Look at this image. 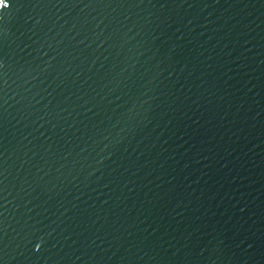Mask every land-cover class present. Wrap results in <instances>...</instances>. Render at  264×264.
<instances>
[{
    "label": "water",
    "instance_id": "obj_1",
    "mask_svg": "<svg viewBox=\"0 0 264 264\" xmlns=\"http://www.w3.org/2000/svg\"><path fill=\"white\" fill-rule=\"evenodd\" d=\"M4 3L0 264H264V0Z\"/></svg>",
    "mask_w": 264,
    "mask_h": 264
},
{
    "label": "snow or ice",
    "instance_id": "obj_2",
    "mask_svg": "<svg viewBox=\"0 0 264 264\" xmlns=\"http://www.w3.org/2000/svg\"><path fill=\"white\" fill-rule=\"evenodd\" d=\"M0 4H4V6H7L6 3H4V0H0ZM39 251V249H37Z\"/></svg>",
    "mask_w": 264,
    "mask_h": 264
}]
</instances>
